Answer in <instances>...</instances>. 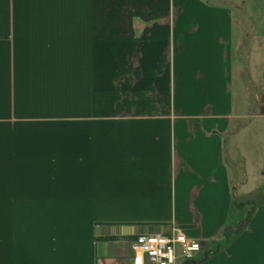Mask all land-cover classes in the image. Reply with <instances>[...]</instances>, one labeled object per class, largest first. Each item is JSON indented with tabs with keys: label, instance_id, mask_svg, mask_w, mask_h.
Here are the masks:
<instances>
[{
	"label": "crops",
	"instance_id": "1",
	"mask_svg": "<svg viewBox=\"0 0 264 264\" xmlns=\"http://www.w3.org/2000/svg\"><path fill=\"white\" fill-rule=\"evenodd\" d=\"M245 1L0 0V264H132L173 228L201 246L177 264H264V197L232 214L224 153L234 78L264 121Z\"/></svg>",
	"mask_w": 264,
	"mask_h": 264
},
{
	"label": "rangeland",
	"instance_id": "2",
	"mask_svg": "<svg viewBox=\"0 0 264 264\" xmlns=\"http://www.w3.org/2000/svg\"><path fill=\"white\" fill-rule=\"evenodd\" d=\"M237 1L234 5L239 6L243 0ZM249 1H245L244 6L247 12ZM254 2L257 4L256 10L258 6L259 10L264 7V0H253ZM232 11L235 16L239 15L236 10ZM232 93L237 110L241 108L243 114L248 113L247 118L239 121L241 129L226 138L224 150L231 180L236 183L243 182L241 187L233 188L232 191L233 205L237 206H233L232 214L242 217L245 207L239 209L241 205L246 206L248 201L259 203L264 197V121L257 116L252 118L251 111L254 110H251V105L247 107L245 104L247 90L238 77L234 78Z\"/></svg>",
	"mask_w": 264,
	"mask_h": 264
},
{
	"label": "built area",
	"instance_id": "3",
	"mask_svg": "<svg viewBox=\"0 0 264 264\" xmlns=\"http://www.w3.org/2000/svg\"><path fill=\"white\" fill-rule=\"evenodd\" d=\"M131 247L132 264H177L179 258L191 260L201 248L199 242L186 239L177 228L169 235H138Z\"/></svg>",
	"mask_w": 264,
	"mask_h": 264
},
{
	"label": "water",
	"instance_id": "4",
	"mask_svg": "<svg viewBox=\"0 0 264 264\" xmlns=\"http://www.w3.org/2000/svg\"><path fill=\"white\" fill-rule=\"evenodd\" d=\"M245 204H246V203H245ZM244 224H245V222L241 223V224H240L236 229H234V230H232V229H230V228H227V229H226V232H225V234L223 235V238H224V241H225L226 244L228 243V241H229V239H230V237H231L232 235L236 234L238 231H240V230L242 229V227H243Z\"/></svg>",
	"mask_w": 264,
	"mask_h": 264
}]
</instances>
